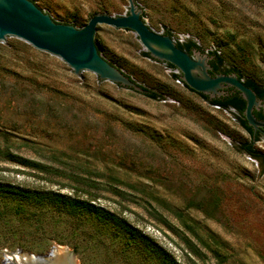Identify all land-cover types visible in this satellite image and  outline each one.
Instances as JSON below:
<instances>
[{"label": "rangeland", "instance_id": "obj_1", "mask_svg": "<svg viewBox=\"0 0 264 264\" xmlns=\"http://www.w3.org/2000/svg\"><path fill=\"white\" fill-rule=\"evenodd\" d=\"M32 1L47 13L70 7L73 25L83 12H128V0ZM143 5L155 31L216 50L224 68L235 65L264 87V0ZM102 27L112 64L120 55L136 66L140 75L121 69L159 98L97 76L88 88L60 58L13 37L0 50V264L14 250L40 254L53 244L80 264H264V160L241 149L251 135L238 112L143 56L132 31ZM260 143L264 155V136ZM8 189L49 197L38 203ZM52 195L115 216L134 243Z\"/></svg>", "mask_w": 264, "mask_h": 264}, {"label": "water", "instance_id": "obj_2", "mask_svg": "<svg viewBox=\"0 0 264 264\" xmlns=\"http://www.w3.org/2000/svg\"><path fill=\"white\" fill-rule=\"evenodd\" d=\"M147 1L128 0L126 14L96 13L88 19L83 12L73 25L65 14H70V7L60 5L58 10L52 8L47 13L32 0H0V50L10 44L13 37L17 42H27L60 58L88 88L89 76H97L105 86L117 84L127 92H142L140 84L121 67L139 75L140 69L120 55L114 57L112 64L110 56L114 52L105 44L102 26L132 31L144 49L142 55L147 52L150 58L166 67H170L167 63L172 64L180 73L179 79L190 89L210 99L226 94L228 88L238 91L245 101L243 115L247 124L253 132L261 131L264 135V120L254 115V110H264V99L258 98L235 72L211 73L209 61L213 56L209 52L196 47L191 53L183 50L177 46L179 40L149 26L150 7L143 5ZM255 148L262 154L260 136L255 140ZM56 246L59 245L53 244L47 252L35 256L44 260L43 264H70L55 261ZM68 250L69 260L77 259L75 253ZM48 257H51L49 261Z\"/></svg>", "mask_w": 264, "mask_h": 264}, {"label": "trees", "instance_id": "obj_3", "mask_svg": "<svg viewBox=\"0 0 264 264\" xmlns=\"http://www.w3.org/2000/svg\"><path fill=\"white\" fill-rule=\"evenodd\" d=\"M85 24V23H84ZM83 24V25H84ZM82 25V26H83ZM98 28V27H97ZM169 34V33H168ZM177 46H179L180 48H182L183 50H186L188 52H190V48L196 47L198 49L201 50L200 46L194 41V40H189L185 43H181L179 41H176ZM145 54L149 57L148 53L145 52ZM209 54H211L213 57L210 59L209 63L211 65V73H218V72H223V73H230V72H235L238 77L240 79L243 80V82L250 86L256 93V95L258 96V98L260 99H264V87L261 86L260 84H258L253 78L247 77L244 79V71L241 70L239 67L235 66V65H231L230 67L224 68V64H225V59H224V55H221L220 53H218L216 50L215 51H210ZM168 66L175 68L172 64L167 63ZM179 77V76H177ZM140 84V83H139ZM183 85L190 91L197 93L198 95H200L202 98H204L206 101H208L210 104L212 105H216L219 106L220 108H232L235 109L238 114H239V122L241 124V126L251 135V140L248 142H245L241 145V149L250 154L251 156L257 158V159H262L264 160V155L261 154L260 152L256 151L253 147V142L255 140L258 139L259 135L258 132H253L252 128L247 124L244 115H243V110L245 108V101L244 99L240 96L239 92L236 90H233L232 88H228L226 89V94L220 96V97H216V98H212L210 99L207 95H204L202 93L196 92L192 89H190L186 84L183 83ZM140 86L142 87V94L152 98V99H156L159 98L161 95L154 91L151 90L147 87H145L144 85L140 84ZM254 115L256 116V118L260 119V120H264V112H262V109L260 110H254ZM5 191H13L11 189L5 190ZM4 192V191H3ZM14 193H16L17 195H21L25 198H32L34 199L36 202L41 203L45 197H49V195H43V194H31V193H24V192H17V191H13ZM51 196V195H50ZM53 200L55 202H57V204L59 203H64L67 205L69 211H71L72 213H76L77 211L80 210H86V211H90L94 212L98 218V220L101 221H110L112 223H114V225L116 227H119L121 229H124L125 231L129 232V235L127 237V241L131 244L134 243L135 238L134 236V231L131 230L129 227L125 226L123 224V222L121 220H119L118 218H116L113 215L108 214L107 212H104L101 209H97L94 206L89 205L86 202H79V201H75V200H65V198H63L62 196L59 195H52ZM137 235V234H136Z\"/></svg>", "mask_w": 264, "mask_h": 264}, {"label": "bare ground", "instance_id": "obj_4", "mask_svg": "<svg viewBox=\"0 0 264 264\" xmlns=\"http://www.w3.org/2000/svg\"><path fill=\"white\" fill-rule=\"evenodd\" d=\"M68 249L64 246H56L55 261H66L70 264H79L77 259L69 260L67 255ZM36 254L29 253L24 250H14L10 254L5 256V262L3 264H43L41 258L35 256ZM51 257H48V261Z\"/></svg>", "mask_w": 264, "mask_h": 264}, {"label": "flooded vegetation", "instance_id": "obj_5", "mask_svg": "<svg viewBox=\"0 0 264 264\" xmlns=\"http://www.w3.org/2000/svg\"><path fill=\"white\" fill-rule=\"evenodd\" d=\"M192 49H193V48H190V53L192 52ZM262 112H264V110H262ZM263 130H264V128H263ZM256 132H258V135H259V136H264L263 133H262L261 131H256Z\"/></svg>", "mask_w": 264, "mask_h": 264}, {"label": "built area", "instance_id": "obj_6", "mask_svg": "<svg viewBox=\"0 0 264 264\" xmlns=\"http://www.w3.org/2000/svg\"><path fill=\"white\" fill-rule=\"evenodd\" d=\"M219 107V106H218Z\"/></svg>", "mask_w": 264, "mask_h": 264}]
</instances>
